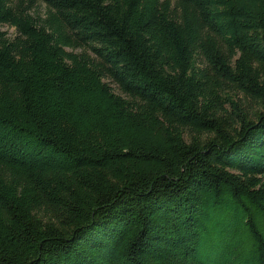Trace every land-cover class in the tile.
<instances>
[{"label":"trees","instance_id":"obj_1","mask_svg":"<svg viewBox=\"0 0 264 264\" xmlns=\"http://www.w3.org/2000/svg\"><path fill=\"white\" fill-rule=\"evenodd\" d=\"M0 24V264H264V0Z\"/></svg>","mask_w":264,"mask_h":264},{"label":"rangeland","instance_id":"obj_2","mask_svg":"<svg viewBox=\"0 0 264 264\" xmlns=\"http://www.w3.org/2000/svg\"><path fill=\"white\" fill-rule=\"evenodd\" d=\"M28 12L31 15H35L36 14L37 16L44 17V14L46 13V9H45V6H44L43 3L36 1L31 7L28 8ZM0 30L4 31L7 34V36H9V37H14L16 35L15 29L13 27L7 25V24H0ZM67 49L70 50L69 48H67ZM75 51H80V50L76 49ZM105 81H107V80H105ZM111 86H113L115 91L118 92V90L116 89L114 84H111ZM233 98L235 100L237 98H239L241 101L244 102V98H243V96L241 94H237V95L233 96Z\"/></svg>","mask_w":264,"mask_h":264}]
</instances>
